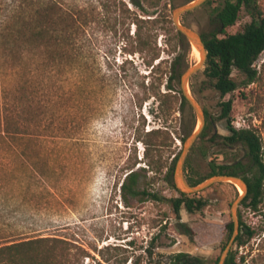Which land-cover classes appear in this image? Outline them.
<instances>
[{"label":"rangeland","instance_id":"1","mask_svg":"<svg viewBox=\"0 0 264 264\" xmlns=\"http://www.w3.org/2000/svg\"><path fill=\"white\" fill-rule=\"evenodd\" d=\"M163 1L170 3L172 13L194 0ZM49 2L63 7H96L95 0H0V32L7 37L16 34L36 8ZM260 2L264 8V0ZM215 5L189 11L180 22L199 33L214 30L209 13ZM248 21L241 10L236 23L226 32L236 33ZM134 28L129 26L130 34ZM82 40L85 78L80 79L75 72L49 76L38 89V100L44 107L25 129V139L33 143L22 147V152L17 147L0 149V244L60 237L88 252L83 264H168L177 253L213 263L222 251L226 225L231 221L230 207L240 190L229 182L214 184L196 194L206 202L201 211L190 214L181 209L180 220L172 213L169 199L178 197L180 191L170 187L164 176L174 153L182 148L176 138L183 126L182 115L176 109H158L154 92L158 86L161 94L166 92L169 65L181 50L168 53L171 37L158 29L159 58L153 65L160 64L150 73L151 67L143 60L150 57L126 54L122 43L101 23H89ZM193 50L184 69L198 62ZM126 58L130 61L126 66L129 73L137 72L134 91L111 77L109 66L116 67ZM254 66L260 72L259 80L246 86L244 77L233 71L238 88L223 100L233 102L231 124L256 129L264 143V53ZM203 80V75L193 76L187 89L207 112V118L215 121L189 157L197 177L205 181L211 177L209 162L228 163L242 158L243 152L221 145L219 136L229 132L224 120L217 121L220 99L205 88ZM15 83L14 73L2 67L0 59V105L12 98ZM135 93L137 98L132 97ZM186 112L195 117L189 105ZM198 124L195 117L194 130ZM185 126H193V122L186 118ZM157 129L172 132L174 145L146 152L142 138ZM152 157L160 161L157 174L147 166ZM131 168L138 173L142 187L149 193L157 192L161 201L151 196H130L120 190ZM238 213L256 235L245 246L234 245L232 249L237 256L249 252L258 259L257 264H264V199L258 212L239 206ZM180 223L191 228V236L181 234Z\"/></svg>","mask_w":264,"mask_h":264},{"label":"trees","instance_id":"2","mask_svg":"<svg viewBox=\"0 0 264 264\" xmlns=\"http://www.w3.org/2000/svg\"><path fill=\"white\" fill-rule=\"evenodd\" d=\"M126 1L133 9L128 7ZM95 3L96 7L75 4L63 7L55 2L42 4L36 8L28 21L22 24V28L16 34L7 37L0 32L1 66L13 72L16 77L12 98L0 105V149L17 147L22 152V147L33 143V140L25 139L27 135L25 129L31 122H35L39 109L42 105L44 107L43 102L38 100V89L49 76L75 72L80 75V79L85 78L86 62L81 56L82 38L88 24L93 22L101 23L117 42H121L126 54L149 56V60L146 58L143 60L147 67H151L150 73L160 64L153 65V61L159 58V52L156 50L157 30L162 29L170 35L172 45L168 53L175 52L176 48L181 52L169 65L165 81L166 92L161 94L158 86L154 96L159 102L158 109L167 112L176 109L182 115L183 126L181 133L176 136L181 144L194 131L195 117L186 112L188 103L179 88V77L187 63L190 49L173 26L170 3L163 0H95ZM212 3L216 5L211 8L209 22L215 29L200 33L207 58L203 68L194 76L203 75L202 84L206 89L213 90L220 99V114L217 121L224 120L226 130L229 132L226 136H219L222 140L221 145L225 149L240 145L246 151L247 160L243 162L235 159L227 164H215L211 161L209 176L226 175L242 178L247 186V194L240 206L255 213L264 199V143L256 129L235 128L231 124L233 102L230 99L226 101L223 99L238 88L232 77L233 71L244 77L246 86L256 83L260 78V72L256 70L254 63L264 53V8L260 0H207L202 6ZM241 10L246 13L249 21L240 31L228 34L226 29L236 23ZM130 25L135 27L132 34L129 30ZM129 63L126 58L120 65L113 67L114 64L109 68L114 80L134 91L136 83L133 78L137 72L129 73L126 67ZM142 87L145 89L143 83ZM132 97L138 96L135 93ZM204 114L206 117L204 129L184 162V178L191 187L203 182L204 178H198L191 167L190 153L197 143L207 136L208 130L215 122L207 118L205 110ZM186 118L193 122V126H185ZM171 133L159 129L148 131L142 138L145 151L159 152L162 147H172L174 141ZM179 153L180 150L174 153L172 164L164 176L165 182L172 188H175L173 172ZM159 163L158 158L152 157L147 164L148 169L157 174L160 171ZM120 190L130 196H151L154 201L162 200L157 192L149 193L142 187L139 175L133 168L126 174ZM178 194V197L169 199L172 213L177 220H180L181 209L192 214L201 211L206 205V202L197 198L196 194L187 195L181 192ZM237 217L240 227L234 245L238 248L253 239L256 232L243 223L239 213ZM232 227V221L228 222L222 250L231 236ZM179 230L181 234L187 236L192 234L191 228L183 223L179 224ZM88 255L81 246L60 237H35L0 244V264H83V259ZM218 258L210 263L196 256L177 253L168 264H217ZM237 260L239 264L258 263V259L251 257L249 252L237 256V251L231 249L224 264H237Z\"/></svg>","mask_w":264,"mask_h":264},{"label":"water","instance_id":"3","mask_svg":"<svg viewBox=\"0 0 264 264\" xmlns=\"http://www.w3.org/2000/svg\"><path fill=\"white\" fill-rule=\"evenodd\" d=\"M206 1L207 0H194L188 4L182 5L174 9L171 13L172 23L176 31L185 39L190 49L195 48L200 54V60L194 65L184 69L181 72L180 77H179V86H180L182 96L184 97L188 105L193 110V113L195 117L197 118L199 124L196 127V129L185 139V141L182 144L181 151L179 153V156L177 158V161L174 167L173 182H174L175 187L181 193H184L187 195L197 194L211 187L212 185L220 183V182L238 183L240 186H242L244 193L242 195L239 194V196L233 201L230 207V216H231V221L233 224L232 233L225 247L221 251L219 258H218V262H217V264H224L228 256V253L233 248L236 237L239 234L240 225H239V220L236 215V212L242 200L247 194L246 183L244 182L242 178L237 177V176L215 175V176H211L210 178L201 182L200 184L194 187H191L186 183L185 178H184L185 159L191 147L197 140L198 136L203 131L205 123H206V117H205L203 108L188 92L187 87H188V83L190 79L203 68L206 58H207V51H206L204 42L200 36V33L182 24L180 22V18L185 13L192 11L196 8H199ZM184 185L186 186L185 188H183Z\"/></svg>","mask_w":264,"mask_h":264},{"label":"bare ground","instance_id":"4","mask_svg":"<svg viewBox=\"0 0 264 264\" xmlns=\"http://www.w3.org/2000/svg\"><path fill=\"white\" fill-rule=\"evenodd\" d=\"M192 49H194L193 52H195L197 54V59L199 61L200 60V54H199V52L195 48H192ZM232 184H234V185H236L238 187L237 189L240 190V195H242L244 193V190H243L242 186H240L238 183H232ZM185 187L186 186L184 185L183 188H185Z\"/></svg>","mask_w":264,"mask_h":264},{"label":"flooded vegetation","instance_id":"5","mask_svg":"<svg viewBox=\"0 0 264 264\" xmlns=\"http://www.w3.org/2000/svg\"><path fill=\"white\" fill-rule=\"evenodd\" d=\"M232 148L233 147H229V149H232ZM235 149L241 150L243 152V157L242 158H239V159L242 160L243 162H245V159H246V151L242 147H239V148L235 147ZM222 164H225V163H222Z\"/></svg>","mask_w":264,"mask_h":264}]
</instances>
